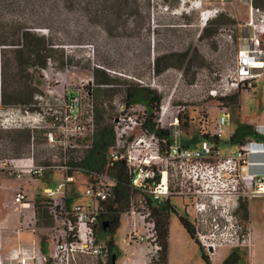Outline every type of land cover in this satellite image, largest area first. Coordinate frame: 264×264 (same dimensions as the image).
I'll list each match as a JSON object with an SVG mask.
<instances>
[{
  "label": "rangeland",
  "instance_id": "rangeland-1",
  "mask_svg": "<svg viewBox=\"0 0 264 264\" xmlns=\"http://www.w3.org/2000/svg\"><path fill=\"white\" fill-rule=\"evenodd\" d=\"M88 2L90 0H75V5L69 6V0H65V7L55 13V27L60 31L62 42L55 45L58 46L55 55H63L65 61L61 68H57L58 64L52 57L38 78L32 68L19 70L13 52L16 46L0 45V119L6 118L7 125L0 128V159L27 155L32 146L36 164L51 161L57 150L45 142L43 132L51 121H58L60 113L64 112L56 104L60 94L74 91L75 87H92L95 123L101 115L102 123L109 126V118L125 101V88L137 84L134 79L150 82L154 78L152 95L159 97V103L170 101L186 105L189 116L186 124H181V137L188 140L191 146H197L198 129L201 127L197 123L198 109L208 115L211 128L219 113L217 101L207 96L208 89L234 65L244 38L248 41L249 37L258 35L260 46H264V9L258 7L256 10L250 0H179L178 7L172 10L165 7L163 0H141L144 8L136 14L122 10L112 13L104 9L98 16ZM18 17L30 23L27 9L14 16L16 19ZM206 22L207 29L201 34ZM40 31L45 33L46 29ZM156 57L159 71L154 65ZM93 69H98L99 79L108 77L109 81L99 83ZM33 89L31 102L36 101L39 110H33L24 123L22 112L25 103L22 101L28 100ZM97 89H100V93ZM142 102L143 98L138 106ZM220 105L227 107L224 111L229 113L231 130L239 123H247L257 131H263L259 133L264 135V76L251 91L242 90L238 95L226 98ZM19 123L25 126L18 127ZM31 130L33 138L18 147L15 137L21 131ZM211 144L222 155L234 152L238 146L230 142L228 126L224 127L218 142L211 141ZM0 178L15 181L1 173ZM60 180L63 178L56 170L46 171L41 179L32 183L18 180L19 185L30 193L37 228L34 235L22 237L27 241L35 237L38 241L34 245L35 250L37 247L42 251L48 250L52 226L47 212L48 203L39 196L43 195L44 187H55ZM83 181L84 177L79 175L68 179L64 189L72 204H83L89 200L83 195ZM135 196L132 191L129 192L127 210L130 209L129 199L135 200ZM249 207L253 242L251 253L242 245V249L228 260L229 264H264V197L252 198ZM126 211L120 213L119 226L114 233L104 231L100 224L96 231L97 239L104 243L109 237L112 239L115 264H162L161 256L155 258V246L145 226L140 225L136 214L132 217ZM169 222L166 264H204L198 247L188 238L177 218L171 216ZM224 241L225 244L217 246L209 256L212 264H222L220 253L224 254V249L230 248L232 239ZM31 245L32 241L25 243L26 247ZM14 247L6 248L2 240V264H15L14 260L6 259L8 254L4 255ZM81 262L98 264L88 255H75V263Z\"/></svg>",
  "mask_w": 264,
  "mask_h": 264
},
{
  "label": "built area",
  "instance_id": "built-area-1",
  "mask_svg": "<svg viewBox=\"0 0 264 264\" xmlns=\"http://www.w3.org/2000/svg\"><path fill=\"white\" fill-rule=\"evenodd\" d=\"M263 76L264 46H260L258 35H255L239 49L234 65L208 89L207 96L217 101L219 113L211 128L208 115L198 109L197 123L201 127L198 145L194 147L185 144L181 137V124H186L189 116L186 105L170 101L158 103L152 122L161 133L143 127L144 105L138 106V102L127 105L124 95L125 101L109 119L113 141L105 152L104 165L94 171H86L81 166L96 131L93 92L91 88L75 87L74 91L60 94L56 104L64 112L43 132L45 142L57 150L51 161L36 164L32 146L27 155L0 159V173L7 178L32 183L41 179L46 171L55 170L62 176L63 180L55 187H44L43 195H37L48 203L52 222L51 246L43 254L38 247L35 250L34 243L31 247L19 245L10 250L6 259L14 260L15 264H89L75 263V255H88L98 264H106L109 248L106 242L97 239L96 231L100 225L98 217L102 203L113 195L117 182L113 171L117 163L124 165L131 191L136 195L135 200L129 199L130 209L126 213L132 217L136 214L149 236L153 228L150 205L171 194L178 186L192 197L194 237L208 256L228 239H232V244L226 252L242 249L240 246L243 245L250 254L253 244L250 221L244 224L236 221L231 212L235 204L231 193L238 191L236 195L249 199L264 197V172L253 170L264 165V160H259L264 156V141L245 138L237 150L224 155L211 141L218 142L225 126H228V138L232 133L229 113L224 111L227 107L220 103L242 90L251 91ZM134 80L140 87L155 88L154 78L150 82ZM32 114L33 110L23 107L22 121L25 123ZM17 126L24 127L25 124ZM6 127V118L0 119V128ZM73 175L84 177L83 195L89 200L83 204H72L64 189ZM30 199L25 188L16 189L13 202L22 208L17 231L34 233L37 230Z\"/></svg>",
  "mask_w": 264,
  "mask_h": 264
},
{
  "label": "trees",
  "instance_id": "trees-1",
  "mask_svg": "<svg viewBox=\"0 0 264 264\" xmlns=\"http://www.w3.org/2000/svg\"><path fill=\"white\" fill-rule=\"evenodd\" d=\"M65 0H0V45H11L16 46L13 52L16 54L17 66L19 70L23 67L32 68L33 72L39 78L41 76L40 71L45 69L47 66V61L52 57L54 62L57 63V68H61L65 61L63 55H55L56 48L62 44L60 31L58 27H55V13H58L63 9ZM149 1V0H147ZM166 4L165 7L169 9H174L178 7L179 0H163ZM91 10L94 11L96 16L102 14L104 9L112 11L122 10L127 11L129 14H136L144 8L141 0H90ZM251 5L258 8L264 9V0H250ZM75 0H69V6H74ZM86 7V6H85ZM27 9L30 13L29 24L24 19L14 16L17 13H22ZM113 13V12H112ZM10 17V18H6ZM45 28V33H42L40 29ZM207 29V22L202 28L201 34ZM184 58L181 60L183 61ZM154 65L156 70H160L158 63V57L154 59ZM98 69H93V74L95 79L99 83H107L109 81L108 77L99 79L97 71ZM89 88V87H88ZM37 90V89H35ZM93 92V88L91 87ZM100 93V89H97ZM154 92L152 89L146 87H140L137 84L129 85L124 90V95L126 97L127 105L139 102L143 98L142 104L144 105V125L145 129L156 130L154 128V123L152 122V117L154 116L153 111L159 103V97L152 95ZM31 96H34V89L30 93V97L27 101H22L25 103L23 107H28L30 110H39L36 107V101L31 102ZM221 101V99H220ZM3 103L6 104V100L3 99ZM110 119V118H109ZM96 131L94 142L91 148L88 150L85 158L81 162V166L86 171L99 170L104 165L105 152L113 141V132L111 124L102 123L101 115L96 119ZM156 132H161L156 130ZM200 136V135H199ZM198 136V139H199ZM254 137L256 139H264V135L256 131V129L247 123H239L232 130L229 137L230 142H234L237 145L242 144L245 138ZM33 138L32 130L21 131L14 141L17 143L18 147H22L24 143H28L30 139ZM264 141V140H263ZM185 144H189L188 140L184 141ZM116 177V185L113 190L112 197L106 202L102 203V207L99 212V223L104 224V231L109 234L115 232L119 226L120 213L128 209V197L129 192H131L129 184V175L126 172L124 165L122 163H117L113 171ZM43 200V199H41ZM47 212L50 213L47 208ZM51 220V219H50ZM182 226L185 228L189 236L192 237L194 242L199 246L198 241L192 234V231L187 223L181 221ZM157 229L160 236V244L163 247L161 253L162 264L165 262V247H166V237H167V216L159 215L156 217ZM109 248V255L106 264H113L114 255V245L112 239L109 237L106 242ZM201 248V247H200ZM199 249L200 256L204 264H212L209 256L203 253ZM41 252L44 254L46 251ZM234 253H229L222 261V264H229L228 260L233 258ZM45 264H49L45 262Z\"/></svg>",
  "mask_w": 264,
  "mask_h": 264
},
{
  "label": "flooded vegetation",
  "instance_id": "flooded-vegetation-1",
  "mask_svg": "<svg viewBox=\"0 0 264 264\" xmlns=\"http://www.w3.org/2000/svg\"><path fill=\"white\" fill-rule=\"evenodd\" d=\"M236 193L238 194V191L231 193L233 194L232 196L235 197V204L234 207L231 209L232 215L235 217L236 221H238L239 223H246L249 221L250 217H249V202L251 199L247 198V197H240L239 195H236ZM190 211L192 212V214L190 213ZM159 215H166L167 216V237H166V242L168 240V234H169V221L171 216H175L179 222V224L181 225L182 229L184 230V232L186 233V235L188 236V238L190 240L193 241V243L200 248V246H198L194 240L192 239L191 236H189V234L187 233V231L185 230V228L182 226V222L184 221L185 223H187L192 231V234L194 236V229H195V216L192 210V197L190 195H187L186 193H184V189L181 187H174L173 191L171 194H169L168 196L162 198V200L155 202L154 204L150 205V218L153 221V228H152V241L154 243V246H156L155 248V258L158 259V257H160L162 251H163V247L160 244V236H159V231L157 229V224H156V217H158ZM167 248V243H166V247ZM164 249V250H165ZM203 253H205L206 255H208L202 248H200ZM239 251V249H231L229 251H227L225 254L226 256L233 252L234 255L237 254ZM114 255V259H113V264H115V260H116V253L115 251H113ZM223 261V260H222ZM221 261V263H222Z\"/></svg>",
  "mask_w": 264,
  "mask_h": 264
},
{
  "label": "crops",
  "instance_id": "crops-1",
  "mask_svg": "<svg viewBox=\"0 0 264 264\" xmlns=\"http://www.w3.org/2000/svg\"><path fill=\"white\" fill-rule=\"evenodd\" d=\"M258 140L263 141L262 139H258ZM259 160H264V156L259 157ZM254 168L253 170L264 172V166H261L258 168L254 167ZM17 182L18 180L16 179L13 182V181H8L7 179H4V178H0V244H2V240H3L6 248L7 247L10 248L14 245L15 247L19 245H25V243H29L30 241H32V244L33 243L35 245L38 244V241L36 240L35 237L31 238L30 241H27L25 238L22 237V235L24 236L26 235L25 237L27 238L28 236L34 235L31 231H28V230L17 231L16 230L17 226L19 225V220L21 218L22 209L18 204L13 202V197L15 195L16 189L21 186L23 187V185L21 184L19 185V182L18 183ZM10 190H12L13 193H11ZM3 232L6 233L4 235H7V237L3 236ZM50 246H51V241H50L49 248ZM10 250L4 255H7L10 252ZM48 250H45L46 253L48 252ZM225 253L226 252H224V254L220 253L221 255L220 261H222L226 257Z\"/></svg>",
  "mask_w": 264,
  "mask_h": 264
},
{
  "label": "bare ground",
  "instance_id": "bare-ground-1",
  "mask_svg": "<svg viewBox=\"0 0 264 264\" xmlns=\"http://www.w3.org/2000/svg\"><path fill=\"white\" fill-rule=\"evenodd\" d=\"M206 17V16H205ZM204 17V18H205ZM245 45H246V41L242 44V46H241V49H243L244 47H245ZM25 206H27V205H25ZM135 264H137L136 262H135Z\"/></svg>",
  "mask_w": 264,
  "mask_h": 264
},
{
  "label": "water",
  "instance_id": "water-1",
  "mask_svg": "<svg viewBox=\"0 0 264 264\" xmlns=\"http://www.w3.org/2000/svg\"><path fill=\"white\" fill-rule=\"evenodd\" d=\"M103 227H105V225L103 224Z\"/></svg>",
  "mask_w": 264,
  "mask_h": 264
}]
</instances>
